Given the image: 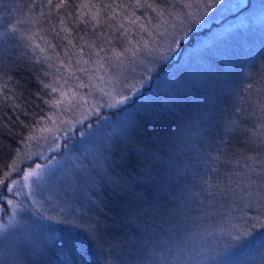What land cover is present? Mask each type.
I'll list each match as a JSON object with an SVG mask.
<instances>
[{
  "label": "snow or ice",
  "instance_id": "snow-or-ice-1",
  "mask_svg": "<svg viewBox=\"0 0 264 264\" xmlns=\"http://www.w3.org/2000/svg\"><path fill=\"white\" fill-rule=\"evenodd\" d=\"M243 4L28 0L0 17V264H87L90 245L104 264H264V77L221 107L210 65L159 70ZM188 82L195 112L148 136Z\"/></svg>",
  "mask_w": 264,
  "mask_h": 264
},
{
  "label": "trees",
  "instance_id": "trees-1",
  "mask_svg": "<svg viewBox=\"0 0 264 264\" xmlns=\"http://www.w3.org/2000/svg\"><path fill=\"white\" fill-rule=\"evenodd\" d=\"M260 1V0H259ZM251 0H246L244 6L241 9H237L232 13L225 15L217 21H212L203 28L197 29L194 40L191 44L185 42V52L176 58V63L170 67L161 66L160 72L163 76H171L173 79H177V70L187 68L189 72L194 71L197 64L210 65L212 68V76L214 87V99L218 97L217 103L221 107L227 98L229 90L233 87L234 82H239L240 79L245 78L248 74H252L253 79L259 81L264 77V25L258 24H245V18L243 21L242 13L250 9ZM28 0H3V8L0 9V17L8 16V10L19 5L23 7ZM25 11H27L25 9ZM20 13H15L12 17L14 22L15 16H19ZM231 21H235L231 24ZM249 21V20H248ZM261 21L260 20H256ZM255 22V21H251ZM207 29L210 31L206 32ZM258 31L260 35L255 41L243 40L244 36L248 34L251 36L253 32ZM213 38L215 42L213 43ZM201 41L209 43L210 47L205 51L204 55L199 57L198 60L194 59L191 65L187 64L189 59L188 54L194 51V48L199 46ZM243 41V42H240ZM231 48V49H230ZM226 50L229 51L226 55ZM239 52L240 58H231V54ZM260 70L259 75L257 74ZM54 71V69H53ZM190 80V77L188 78ZM29 87H33L30 83ZM187 87V100H182L177 111L172 113H163L159 116L155 124L147 123L145 125L147 134L150 136L154 132H161L167 128L174 127L175 124L182 118L186 117L190 112H195L197 101L202 98V93L197 92L199 84L197 82H188ZM106 113L110 110H105ZM79 139V137H76ZM147 137H141L146 139ZM153 147V145H149ZM50 155V154H49ZM44 161H42L43 163ZM135 163V161H133ZM5 195H9L4 193ZM107 201V209L104 211L114 212L118 211L119 201L116 200L112 194L105 193ZM2 210L0 214V220L6 216L7 207L4 203H0ZM105 219L111 220L109 217ZM59 228V225H56ZM117 234L123 233L119 230H115ZM87 264H104L105 256L101 254V251L96 246L90 245L87 250Z\"/></svg>",
  "mask_w": 264,
  "mask_h": 264
},
{
  "label": "rangeland",
  "instance_id": "rangeland-1",
  "mask_svg": "<svg viewBox=\"0 0 264 264\" xmlns=\"http://www.w3.org/2000/svg\"><path fill=\"white\" fill-rule=\"evenodd\" d=\"M222 2L224 3H236V0H222ZM241 3H246V0H241ZM244 4L242 6H244ZM235 10H237L235 7L232 8V11H222L221 13H217L216 16L213 18V19H210L208 20V23L205 24L204 26L208 25L210 22L212 21H217L219 20L220 18L224 17L225 15L229 14V13H232L234 12ZM242 18H243V21H244V18H245V24H258L259 26H263L264 25V0H251L250 2V9L249 11L246 10L245 12L242 13ZM261 21H257L256 20H260ZM249 20V21H248ZM251 21H255V22H251ZM235 21H231V24H234ZM200 29V28H199ZM264 35V33H262ZM260 35V32L258 31H255L253 32V34L249 37H248V34L244 36L243 40H247V41H256L258 39ZM240 42H243V41H240ZM231 49V48H230ZM228 53H230L229 51L226 50V55H228ZM241 54H239V52L237 53H233L231 54V58H240ZM78 76H81L83 79H85V81L87 80V77L83 74V73H77ZM71 83H75V81H71ZM95 83V81H94ZM81 94H84L86 92H88L89 90L88 89H79L78 90ZM93 100V97H88V101H89V104L92 102ZM77 115H79V113L77 112ZM71 117V114L69 113L68 116H66L65 118H70ZM43 144V142H41ZM33 150H35V148H33ZM42 151L45 152L46 155H49L50 153L47 152V149L46 147L42 148L41 149ZM40 163H42V160L38 161ZM25 192H27L28 190L27 189H24ZM39 198V197H38ZM15 199H23V197H15ZM26 203H30V200H26L25 201ZM7 212H6V216L5 218L3 219L4 222H7L8 218L10 217L11 215V208L10 207H7ZM2 210L0 208V214H1Z\"/></svg>",
  "mask_w": 264,
  "mask_h": 264
}]
</instances>
